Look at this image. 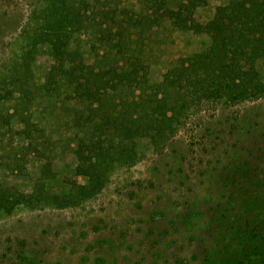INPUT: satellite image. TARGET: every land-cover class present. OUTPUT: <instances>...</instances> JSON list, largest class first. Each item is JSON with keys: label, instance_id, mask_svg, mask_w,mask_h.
Listing matches in <instances>:
<instances>
[{"label": "rangeland", "instance_id": "1", "mask_svg": "<svg viewBox=\"0 0 264 264\" xmlns=\"http://www.w3.org/2000/svg\"><path fill=\"white\" fill-rule=\"evenodd\" d=\"M83 1L90 35H100L113 15L117 28V16L151 8L149 0ZM157 2L161 12L171 5ZM227 2L199 6L198 31L161 15L140 32L126 17L121 30L141 51L139 70L149 85L166 84L159 86L166 102L148 108L156 118L165 109L172 130L162 140L153 129L134 131L123 140L132 154L104 163L89 148L114 128L77 98L46 49L36 44L22 63L27 35L46 26V0H0V264H264V97L234 98L227 87L214 94L194 83L204 73L168 72L195 52L227 50ZM90 44L83 42L82 58L96 66ZM253 65L264 81V59ZM121 74L102 105L112 116L122 110L121 96L139 90L132 93ZM149 85L142 83L143 100ZM51 196L62 203H38Z\"/></svg>", "mask_w": 264, "mask_h": 264}, {"label": "trees", "instance_id": "2", "mask_svg": "<svg viewBox=\"0 0 264 264\" xmlns=\"http://www.w3.org/2000/svg\"><path fill=\"white\" fill-rule=\"evenodd\" d=\"M149 1L151 8L156 4L153 10L151 8L150 10L149 8L145 9L146 11L132 10L130 16L126 12V16L123 15V19L119 20L117 16V28L114 26L115 15H113L111 16L113 23H107L101 29L100 35L93 32L90 35L87 20H89V24L92 17L89 16L90 10L87 6L82 7V4L86 3L85 1L46 0V26L40 32L27 35L28 47L22 54V63L27 66L29 56L36 48V44L46 49V53L58 65L59 77L72 87L77 98L87 103L89 109L92 108L91 111L96 110L95 115L97 118L101 117L100 121L104 123L105 129L114 128L116 134L110 133L107 135L111 137H107L105 132V136L102 137L100 132L89 148L97 150V159L104 163H109L113 157L119 158V155L132 154L134 147L131 146L129 152L127 145L123 147V140L134 137L132 133L134 131L139 134L138 136H141L143 133L150 134V130L153 129V137L157 136L162 140L166 138V130H172V117L166 116L165 109L159 111L162 115L160 118H156L154 110L148 108L153 100H159L163 104L166 102V93L159 88V86L164 88L166 84L162 80L161 83L149 85L147 76L145 77L144 72L139 70L141 64L143 65L140 60L141 51L135 50L136 47L133 46L130 37H123L125 35L121 30L126 22V17L128 16L129 20L127 23L140 32L145 28L150 29L164 18L170 20L169 22L178 29L198 31L201 23L195 18L194 12L207 0H170L171 5L163 6V12L160 11V3L157 0ZM224 9L232 24L227 35V50L220 51L219 48H216V50L208 52H195L189 56L190 58L187 57L189 63L186 66L182 63L179 67L171 68L168 72L176 73L177 77L181 75L194 79L204 73L207 77L204 75L203 80L198 79L194 83L199 85V90L204 89L214 94L227 87L226 91L230 90L231 97L234 98L251 95H253L252 97H264V81L260 79L258 70L253 65L256 59H264V0H228ZM155 12H157L156 16H154ZM159 16L162 18L160 19ZM82 35L86 36V40L82 39ZM83 42L92 43L90 46L94 47L95 58L100 61L96 66L84 63ZM100 48H103L102 52H100ZM110 59L112 62L107 63ZM125 63L126 65L129 63V71L125 69ZM245 64H247V68H243ZM94 67H97V70H94ZM168 72L165 76L168 75ZM120 74L122 80L128 81L127 86L132 85V93L136 88L139 90L134 95L135 98L128 99L121 96L122 100L118 102V105L122 110L112 116V112L104 109L102 105L108 99L109 89L117 91L114 86L122 84L118 82ZM186 74L187 76H185ZM189 74L190 76H188ZM142 83H146L149 85L150 91H154L152 94H149L150 91L148 92L146 100H143V96H146V89ZM181 85L183 86V83ZM158 93L161 96L158 97ZM100 112H103V116L99 114ZM87 119L91 120L92 118ZM165 120L169 122L168 126L164 124ZM115 137L118 138L116 141L118 145L111 149L105 148L104 142H114ZM99 155H102L103 158L100 159ZM96 164L97 162L93 164V167ZM21 196L24 197L26 203L27 196L24 194ZM50 199L52 202L38 200V203H62V200L57 196H51ZM7 200L4 198L6 203Z\"/></svg>", "mask_w": 264, "mask_h": 264}]
</instances>
